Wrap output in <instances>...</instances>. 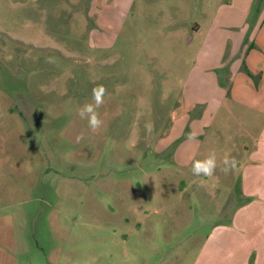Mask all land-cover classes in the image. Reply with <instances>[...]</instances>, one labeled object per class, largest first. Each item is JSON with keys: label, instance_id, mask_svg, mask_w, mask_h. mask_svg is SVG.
Returning a JSON list of instances; mask_svg holds the SVG:
<instances>
[{"label": "rangeland", "instance_id": "rangeland-1", "mask_svg": "<svg viewBox=\"0 0 264 264\" xmlns=\"http://www.w3.org/2000/svg\"><path fill=\"white\" fill-rule=\"evenodd\" d=\"M263 9L0 0V264L264 262L248 210L264 204V114L232 86ZM97 85L93 133L77 109ZM212 151L235 170L194 176Z\"/></svg>", "mask_w": 264, "mask_h": 264}, {"label": "crops", "instance_id": "crops-1", "mask_svg": "<svg viewBox=\"0 0 264 264\" xmlns=\"http://www.w3.org/2000/svg\"><path fill=\"white\" fill-rule=\"evenodd\" d=\"M258 18L255 23L256 30L252 43L247 49L245 48L246 52L241 51L238 54V59L241 60L244 68L235 71L232 86L233 91L236 93V97L234 96L235 99L258 113L264 114V9ZM246 69L254 78L247 74ZM257 76H260V78L258 77L259 85H257ZM192 109L193 106L188 108L186 105H181L178 112L179 115L183 116L188 114ZM258 178H264V176L260 175ZM263 183V181H259L257 188L261 187ZM245 185L246 183L244 181V187ZM248 210H254L259 213L257 214V256L264 258V216L260 218V211L264 215V204H253L248 207ZM261 264H264V262Z\"/></svg>", "mask_w": 264, "mask_h": 264}, {"label": "clouds", "instance_id": "clouds-1", "mask_svg": "<svg viewBox=\"0 0 264 264\" xmlns=\"http://www.w3.org/2000/svg\"><path fill=\"white\" fill-rule=\"evenodd\" d=\"M108 94L107 88L103 85L94 86L91 90L92 102L85 103L83 106L77 109V115L83 119L87 120L89 129L95 133L101 129L103 121L100 118V113L98 109L105 102V96ZM154 130V123L148 121L145 123V132L151 134ZM196 137L189 133L188 140H194ZM83 139V136H78L77 140ZM237 160L231 155V152H225L223 158L218 164L217 156L215 151L210 152L203 159H195L192 162V174L196 177L210 178L214 176L217 168L225 175L229 174L237 167ZM203 186V183H201Z\"/></svg>", "mask_w": 264, "mask_h": 264}, {"label": "trees", "instance_id": "trees-1", "mask_svg": "<svg viewBox=\"0 0 264 264\" xmlns=\"http://www.w3.org/2000/svg\"><path fill=\"white\" fill-rule=\"evenodd\" d=\"M251 47H252V46H251ZM251 47H250V48H251ZM245 71L247 72V74H249L251 77L254 78V76H253V75H252L247 69H246Z\"/></svg>", "mask_w": 264, "mask_h": 264}]
</instances>
